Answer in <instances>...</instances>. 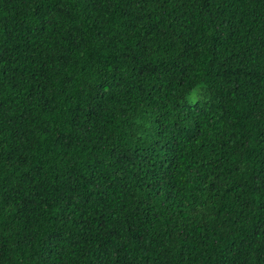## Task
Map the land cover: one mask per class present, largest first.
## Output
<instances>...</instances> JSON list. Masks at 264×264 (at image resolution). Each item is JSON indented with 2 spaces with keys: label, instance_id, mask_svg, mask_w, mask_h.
Instances as JSON below:
<instances>
[{
  "label": "trees",
  "instance_id": "trees-1",
  "mask_svg": "<svg viewBox=\"0 0 264 264\" xmlns=\"http://www.w3.org/2000/svg\"><path fill=\"white\" fill-rule=\"evenodd\" d=\"M0 264H264V0H0Z\"/></svg>",
  "mask_w": 264,
  "mask_h": 264
}]
</instances>
